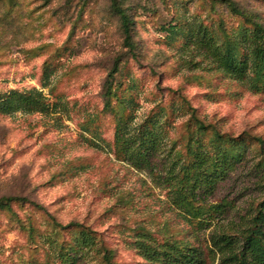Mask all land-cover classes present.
<instances>
[{
    "label": "rangeland",
    "instance_id": "rangeland-1",
    "mask_svg": "<svg viewBox=\"0 0 264 264\" xmlns=\"http://www.w3.org/2000/svg\"><path fill=\"white\" fill-rule=\"evenodd\" d=\"M235 1L264 25V0ZM120 2L132 20L134 52L111 0H0V93L36 88L50 102L44 112L0 113V198L28 200L0 209V264H42L48 252L58 264L56 243L78 234H55L50 215L102 232L119 264H147L137 249L139 225L153 245L167 238L198 247L203 264H234L212 238L240 239L264 199L254 143L213 187L195 189L203 200L196 209L204 211L190 212L178 199L188 118L180 92L223 131L264 136V91L224 72L197 40L206 29L224 48L223 15L240 41L239 18L202 0ZM116 64L122 71H113ZM125 81L130 89L117 90L126 108L110 104V86ZM98 261L96 245L77 251L76 264Z\"/></svg>",
    "mask_w": 264,
    "mask_h": 264
},
{
    "label": "trees",
    "instance_id": "trees-1",
    "mask_svg": "<svg viewBox=\"0 0 264 264\" xmlns=\"http://www.w3.org/2000/svg\"><path fill=\"white\" fill-rule=\"evenodd\" d=\"M111 1L113 11L121 20L125 45L129 51L134 52L135 43L132 39L130 15L120 0ZM202 1L208 2L212 10L216 8L217 3H220L231 14L238 17L241 22L239 26L241 40L239 41L237 36L231 34L222 15L218 16L217 27L225 40L224 48L219 46L215 37L210 35L206 29L198 32L199 45L205 48L223 71L231 77L249 82L250 87L257 91H264V25L259 21L258 16L242 9L235 0ZM241 43H245L248 49L247 53ZM113 71H122V68L120 69V66L116 64ZM124 84L126 81L120 85L117 84L115 88H112L113 85L110 86L111 90L108 94L110 104L118 101L119 105L126 108L118 97L117 90V87L124 86ZM126 86L127 89H130V83ZM179 97L188 111V118L184 123L182 134L184 140L182 148L186 156V163L182 170V186L179 188L178 199L181 205H186L192 212L193 208L196 209L197 204L203 201L195 192V189L200 186L199 184L205 183L206 187H213L218 180L222 179L233 163L242 160L247 144L254 143L258 146L261 164L264 166V136L249 130H244L237 135L223 131L217 124L201 118L197 108L184 94L180 92ZM49 104V99L36 88L24 92L10 90L0 93V113L3 114L19 110L44 112L48 109ZM123 143L118 138L117 148L120 153L124 149ZM142 157L145 155L142 154ZM190 183H192L191 187ZM26 202L28 200L21 196L1 197L0 209L10 210L13 203L25 204ZM34 205L40 207L36 203ZM204 207H199L196 210L202 212L205 210ZM50 220L55 234L61 238L67 232L75 231L78 234L75 241L67 240L65 236L58 240L56 243L59 250L58 264H76L77 251L81 249L82 245L98 247L99 261L96 264H119L115 260V250L107 244L102 232H98L84 222L71 221L62 224L51 215ZM20 226L24 227V225ZM30 227V239L33 240L36 231L32 221ZM137 229V232L143 233V239L137 244V249L147 264L204 263L201 250L198 247L171 242L167 238H163L164 241L161 244L153 245L146 238V235L151 236V233L146 230L145 226L139 225ZM236 238L232 234L221 233L213 236L212 241L223 258L234 264H264V199L257 204L256 214L251 218V223L244 230L241 238ZM42 264L56 263L48 252Z\"/></svg>",
    "mask_w": 264,
    "mask_h": 264
}]
</instances>
